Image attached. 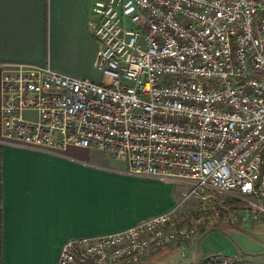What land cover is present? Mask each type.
Here are the masks:
<instances>
[{
  "label": "built area",
  "instance_id": "built-area-1",
  "mask_svg": "<svg viewBox=\"0 0 264 264\" xmlns=\"http://www.w3.org/2000/svg\"><path fill=\"white\" fill-rule=\"evenodd\" d=\"M99 81L13 64L0 80L5 143L64 155L97 147L128 173L187 186L170 209L122 230L70 237L56 264H140L196 226L173 213L213 192L239 222L264 217V0H97ZM216 215L218 214L215 211ZM199 264H250L208 255Z\"/></svg>",
  "mask_w": 264,
  "mask_h": 264
},
{
  "label": "crops",
  "instance_id": "crops-1",
  "mask_svg": "<svg viewBox=\"0 0 264 264\" xmlns=\"http://www.w3.org/2000/svg\"><path fill=\"white\" fill-rule=\"evenodd\" d=\"M95 1L0 0V80L10 65L46 62L62 74L93 79ZM1 100L0 90V105ZM1 135L0 121V264H56L66 239L116 232L174 205L175 182L164 179L158 184L170 199L162 208L135 205L129 183L151 177L102 166L104 154L118 161L108 151L70 145L64 155H55L5 143ZM191 241L195 238L168 245L140 264L152 257L156 264H199L206 256L177 258ZM225 252L264 264V246L252 255Z\"/></svg>",
  "mask_w": 264,
  "mask_h": 264
},
{
  "label": "rangeland",
  "instance_id": "rangeland-1",
  "mask_svg": "<svg viewBox=\"0 0 264 264\" xmlns=\"http://www.w3.org/2000/svg\"><path fill=\"white\" fill-rule=\"evenodd\" d=\"M100 79L101 73L95 70L92 80L99 81ZM104 159H107V162L106 165L102 166L127 173L128 168L125 163L109 160L105 154ZM158 182L157 178H150V180H145V182L129 183L132 190L131 196L135 201V205L144 204L149 211L162 208L170 198H168V193H163L165 191L163 190V185L158 184ZM118 185L125 187L126 184L125 182H118ZM186 188L187 186L181 181L175 182L174 194L172 196L173 203L171 205L178 203L181 192L186 191ZM213 193L215 198L220 202L228 199L236 203L227 202L228 204H226L227 207L225 208L216 204L220 207V209H217V207H214L207 200L190 197L184 200L173 213L176 220H185L196 226L195 241H191L190 244L180 249L181 252L177 258L186 257L187 255L191 259H194V255L201 257L214 254L227 255L229 253H226V250L230 254L237 255H252L259 252L264 246V220L261 223H255L254 226L250 223L242 224L239 222V217L244 213L242 210L243 206L226 194ZM215 211H217V215ZM145 263L156 264L155 258L152 257L149 262H144L143 264Z\"/></svg>",
  "mask_w": 264,
  "mask_h": 264
},
{
  "label": "trees",
  "instance_id": "trees-1",
  "mask_svg": "<svg viewBox=\"0 0 264 264\" xmlns=\"http://www.w3.org/2000/svg\"><path fill=\"white\" fill-rule=\"evenodd\" d=\"M223 202H224L225 204H228L227 202L236 203V202H233V201L228 200V199H225ZM211 204L214 205V207H217V209H220V207H218V206L216 205L215 202H211Z\"/></svg>",
  "mask_w": 264,
  "mask_h": 264
}]
</instances>
